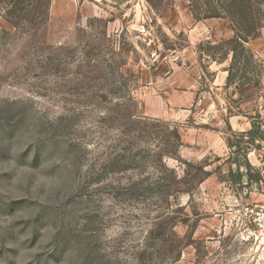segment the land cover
Returning <instances> with one entry per match:
<instances>
[{
    "label": "rangeland",
    "instance_id": "374dc122",
    "mask_svg": "<svg viewBox=\"0 0 264 264\" xmlns=\"http://www.w3.org/2000/svg\"><path fill=\"white\" fill-rule=\"evenodd\" d=\"M262 47L264 0H0V264H264Z\"/></svg>",
    "mask_w": 264,
    "mask_h": 264
},
{
    "label": "crops",
    "instance_id": "0c3cea01",
    "mask_svg": "<svg viewBox=\"0 0 264 264\" xmlns=\"http://www.w3.org/2000/svg\"><path fill=\"white\" fill-rule=\"evenodd\" d=\"M262 40H263V37L259 36V38L255 40V42L256 44H261ZM253 51H255V53H257L259 56L264 58V48L263 47L260 49L253 50ZM220 77L222 78L223 84L225 83L227 84L228 78H229V69L223 70V73L219 76V78ZM198 83L199 82H198V77H197V87H198ZM236 93L238 94V104H240V108L245 111L252 109L254 107H257L261 99L260 90L258 88V85L254 81L245 83L241 85L240 87L238 86V88L236 89Z\"/></svg>",
    "mask_w": 264,
    "mask_h": 264
},
{
    "label": "built area",
    "instance_id": "2783aa9c",
    "mask_svg": "<svg viewBox=\"0 0 264 264\" xmlns=\"http://www.w3.org/2000/svg\"><path fill=\"white\" fill-rule=\"evenodd\" d=\"M247 215L252 217L253 221L257 222L260 228L264 229V206L257 205L247 209Z\"/></svg>",
    "mask_w": 264,
    "mask_h": 264
},
{
    "label": "trees",
    "instance_id": "16d2710c",
    "mask_svg": "<svg viewBox=\"0 0 264 264\" xmlns=\"http://www.w3.org/2000/svg\"><path fill=\"white\" fill-rule=\"evenodd\" d=\"M212 16H218V15H212ZM248 38H249V36L247 37V38H244V37H241L240 35H239V33H237V35H236V37L233 39V40H231L230 42H236L237 44H242L241 42H243V41H245V42H247L248 41ZM235 50V49H234ZM230 79H231V73H230V75H229V81H230ZM241 85H239V87H240Z\"/></svg>",
    "mask_w": 264,
    "mask_h": 264
}]
</instances>
